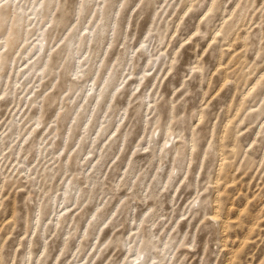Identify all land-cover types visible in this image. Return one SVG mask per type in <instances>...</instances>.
I'll use <instances>...</instances> for the list:
<instances>
[{"label": "rangeland", "instance_id": "rangeland-1", "mask_svg": "<svg viewBox=\"0 0 264 264\" xmlns=\"http://www.w3.org/2000/svg\"><path fill=\"white\" fill-rule=\"evenodd\" d=\"M0 264H264V0H0Z\"/></svg>", "mask_w": 264, "mask_h": 264}]
</instances>
